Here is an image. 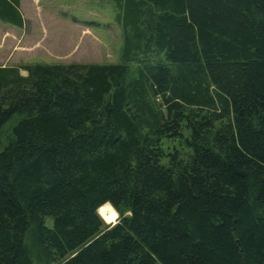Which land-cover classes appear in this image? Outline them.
Instances as JSON below:
<instances>
[{"label": "trees", "instance_id": "trees-1", "mask_svg": "<svg viewBox=\"0 0 264 264\" xmlns=\"http://www.w3.org/2000/svg\"><path fill=\"white\" fill-rule=\"evenodd\" d=\"M110 1L119 63L0 67V264H264V0Z\"/></svg>", "mask_w": 264, "mask_h": 264}, {"label": "rangeland", "instance_id": "rangeland-1", "mask_svg": "<svg viewBox=\"0 0 264 264\" xmlns=\"http://www.w3.org/2000/svg\"><path fill=\"white\" fill-rule=\"evenodd\" d=\"M35 3L26 0L24 4L29 20L17 43L21 52L7 58L0 56V67L119 63L121 36L110 0H39L38 8ZM1 44L3 51L10 45ZM24 73L19 70L22 77ZM161 147L165 153L172 149L182 156L186 153L179 140L161 139ZM45 224L49 226L51 221L47 219Z\"/></svg>", "mask_w": 264, "mask_h": 264}, {"label": "crops", "instance_id": "crops-1", "mask_svg": "<svg viewBox=\"0 0 264 264\" xmlns=\"http://www.w3.org/2000/svg\"><path fill=\"white\" fill-rule=\"evenodd\" d=\"M33 1L36 2L34 7L38 8L39 0H33ZM25 2L26 0H19V4H18V11L20 14V18L22 19V25L20 27L14 26L12 24L0 20V56L2 57L7 58L9 57L10 54L16 56L21 52L19 49L20 47L18 46L17 43L21 39L22 29L24 27L25 22L29 20L25 17V13H24ZM1 43H6L7 46L9 45L7 43H10V45L8 46L7 49H5V51H3Z\"/></svg>", "mask_w": 264, "mask_h": 264}, {"label": "clouds", "instance_id": "clouds-1", "mask_svg": "<svg viewBox=\"0 0 264 264\" xmlns=\"http://www.w3.org/2000/svg\"><path fill=\"white\" fill-rule=\"evenodd\" d=\"M21 72L23 73L24 70L21 69ZM24 74L27 75V73ZM93 214L97 217L99 221L108 226L109 229L115 228L116 226L122 223V216L120 211L110 200H106L102 204L98 205L93 210ZM124 215L131 216L132 213L127 212Z\"/></svg>", "mask_w": 264, "mask_h": 264}]
</instances>
